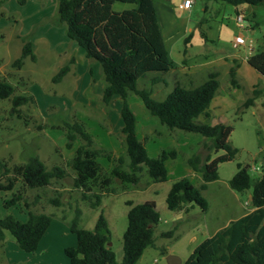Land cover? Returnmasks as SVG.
I'll return each instance as SVG.
<instances>
[{
    "label": "trees",
    "instance_id": "obj_1",
    "mask_svg": "<svg viewBox=\"0 0 264 264\" xmlns=\"http://www.w3.org/2000/svg\"><path fill=\"white\" fill-rule=\"evenodd\" d=\"M8 0H0V6ZM233 6L238 13L242 6H264V0H210ZM24 5L26 0H16ZM56 13L50 21L61 27L71 43L84 52L90 62H97L104 83L102 102L108 106L114 97L121 101L122 153L115 157L110 151L97 145L81 122H62L60 129L66 139V148L79 143L66 167L53 166L48 169L37 157L26 163L9 167L0 159V194L12 192L10 199L3 201L4 207L23 205L27 210V221L21 222L11 215L0 218V241H5L6 232L13 237L17 248L27 254L38 251L39 245L52 222V214L36 213L30 210L41 199L33 198L32 204L24 197V190L44 191L53 183L60 184L70 179L71 188L79 194L80 201L88 203L90 209L99 211L105 198L121 191L140 190V184L167 181L166 162L177 158L175 150L161 151L152 158L148 156L144 143L137 137L136 117L129 105V97L136 96L148 114L169 134L180 131L195 134L203 141L200 151L187 159V165L199 174L203 183L218 180L219 165L235 159L238 150L231 144L233 126L227 124L209 125L202 118L208 117L210 103L219 89L218 75L211 73L207 80L197 87L186 88L179 84L160 101L152 97L150 89H138L140 79L149 75L160 77L172 68L158 25L152 0H56ZM115 3L134 5L135 8L117 12ZM241 15L240 12L238 16ZM21 58L12 65L20 69L25 57L35 59L31 42L22 40ZM249 64L264 75V49L252 55ZM68 71L63 68L54 81H59ZM232 87L239 84L235 70L229 71ZM247 99L238 110L250 108L255 99ZM0 100L10 101L11 114H20L18 109L34 104L32 97L16 95L15 88L0 79ZM22 115H19V117ZM41 129V128H39ZM219 152H223L219 155ZM216 156V157H215ZM105 158L112 166L107 172L97 161ZM236 173L228 182L237 194L251 192L248 215L231 221L219 229L211 238L204 240L184 264H264V164L257 178L250 175V167L240 163ZM145 179V181H144ZM20 188L13 192L16 185ZM188 178L177 180L169 189L165 204L168 211H187L196 205L202 212L207 210V201L201 190ZM118 189L120 191H118ZM118 191V192H117ZM59 194L48 199V204L60 208ZM127 227L123 234V257L117 262L111 250V232L102 212L94 228L80 227L81 210L75 208V217L70 231L75 235L76 246L64 249L69 264H137L145 249L153 246L160 214L154 201L134 204L127 201ZM161 237H171L163 232Z\"/></svg>",
    "mask_w": 264,
    "mask_h": 264
},
{
    "label": "rangeland",
    "instance_id": "obj_2",
    "mask_svg": "<svg viewBox=\"0 0 264 264\" xmlns=\"http://www.w3.org/2000/svg\"><path fill=\"white\" fill-rule=\"evenodd\" d=\"M29 1L32 2L33 7L30 5L25 9L23 15L26 18L22 20L21 24L15 25L11 18L13 16L0 14V79L7 80L15 88L16 95H24L34 99V104L24 105L18 109V112L20 111L19 115H22L20 117L18 114H11L10 101L0 100V159L6 161L8 166L12 167L26 163L30 158L37 156L48 169L53 166L66 167L73 156L75 150L73 147L77 145V142L73 144V149L66 148V139L60 129L64 122H81L94 140L97 139L95 143L100 147H105V149L108 146V140L103 136V133L107 134L108 127L101 123L99 125L93 121H88L82 117L83 115H80L82 114L80 112V114H76L79 107L72 104L69 98L72 82L71 73L59 83H53L52 81L60 70L55 71L54 69L62 64L63 56L68 51L66 43L68 39L63 33V28L62 30L61 27H58L60 29L58 31L55 29L53 32L50 31V26H42L55 16L56 0H41V4L36 3V0ZM40 5V9L35 10ZM126 5L115 3L113 10L120 12L122 7ZM15 14L18 15V13H10V15ZM50 24L52 25L51 22ZM260 29L264 32V22H261ZM29 30L33 31L32 35L38 33L37 36H33V40L31 39L32 36H27L37 49V54L36 50H33L36 59L32 60L30 57H25L22 60L21 68H14L12 64L21 58L23 47L19 36ZM44 35L47 36V39H40ZM39 39L41 41L37 42ZM77 63V66L83 67L80 62ZM240 112L239 110L238 113ZM133 113L138 121L141 118L156 121L145 109L142 112V110L133 108ZM96 116L97 114L94 113L92 118ZM238 122V126L230 137L233 147L238 150V153L233 161L219 165L218 183L211 185L208 192L203 193L204 197L207 195L209 197V213L207 216H204L205 213L203 214L198 206L191 205L187 207V211H182L174 222L172 214L166 208L165 199L170 184L175 177L169 182L151 187L149 186L152 183L145 186V183L142 182L140 190L130 188V190L108 196L104 199L99 211L92 210L88 203L81 202L79 194L70 187V179H66L60 184L53 183L44 191L24 190L23 193L29 204H32L36 195L41 196V199L30 207L31 211L53 215L49 231L47 230L48 239L45 240V243L49 244L44 246L46 251L44 259H41L42 251L35 256L20 251L13 237L6 232L5 241H0V264H42V262L48 264L46 260L51 258L56 260L57 256L53 253L55 244L60 245L62 242L67 243L71 239L75 240V235L70 231V224L75 217L76 207L81 210L80 227L86 230L94 228L96 219L102 212L111 232V250L115 253L117 262L120 263L123 257V234L127 227V201H132L134 204L154 201L160 214V222L156 226V232L172 233L171 237H161L160 234L155 233L153 246L145 249L137 264H166L165 258L168 255L177 256L184 264L196 247L209 237L213 227L217 226L218 229L224 227V225L227 226L230 217H236L241 206L247 210L250 208L247 191L243 194H237L240 205H232L225 193L218 189L226 186L228 181L235 175L237 163L243 166L247 165L251 169L252 166L260 168L262 162V153L259 152L256 142L252 139V131L255 130L253 119L251 116H244L243 114L242 121ZM156 131L166 133L165 136L170 135L165 126L159 125ZM171 136L174 140L171 142L167 139L168 143L166 145L168 149L171 147L169 150L175 149L176 143L185 142V147L181 148L179 156L175 159V164L178 165L175 168L180 170V165L187 168V159L190 158L187 155L191 153V146L202 138L195 134H184L180 131H175ZM142 142L151 151L152 143L146 140ZM158 142L156 141L157 144ZM119 147L123 149L122 145H119ZM200 149V152L204 154L205 151L201 147ZM222 154L223 152H219L217 156ZM183 168L182 171H185ZM260 173L261 169L256 172L250 171V175L254 178H257ZM169 179L171 178L169 177ZM19 188L20 184H17L13 192H16ZM155 190L158 191L157 194H154ZM118 191L120 190L118 189ZM56 193L60 195L59 198L62 202L60 208H54L48 204V199L54 197ZM12 194V192L0 194V218L11 215L21 222H26L28 218L27 210L22 204L9 208L4 207L3 201L10 199ZM215 194L221 198L216 199ZM56 237H59L57 239L70 238L55 242L54 238ZM50 262L52 264V261Z\"/></svg>",
    "mask_w": 264,
    "mask_h": 264
},
{
    "label": "crops",
    "instance_id": "obj_3",
    "mask_svg": "<svg viewBox=\"0 0 264 264\" xmlns=\"http://www.w3.org/2000/svg\"><path fill=\"white\" fill-rule=\"evenodd\" d=\"M26 1L27 2L24 6H20L15 0H8L0 6V14L13 16L11 17L12 22L15 25L21 24L22 20L26 18L23 15L25 13V9L30 5L33 7L32 2L30 3L29 0ZM36 1L38 4L42 3L41 0ZM152 1L163 38L164 47L170 61L173 63V68L167 74L160 77H157L156 75H149L146 78L140 79L137 83L138 89H150L152 97L162 101L172 91L175 85L179 84L186 88L197 87L207 80L209 74L216 73L218 75L219 89L210 103L208 117L202 118V121L207 122L211 126L217 124L232 125L233 131H235L239 123L238 121H242L243 114L244 116H251L255 127V130L252 131V139L256 142L259 152L262 153V161H264V75H261L257 70L251 67L248 62L252 55H254L257 51L264 49V32L260 29L261 22H264V6L239 7L238 11L241 14L240 16L243 17L245 25L244 28L241 29L237 22L239 12L237 13L233 6L221 2H214L210 0H192L189 7L185 9L182 8V4L185 0ZM40 7L41 5L35 10H39ZM133 8H135L134 5H126L122 7V11ZM10 13H18V15H10ZM42 26H50V31L53 32L55 29L57 31L60 29L51 25L50 21L44 23ZM29 33H31V35H29ZM63 33L65 35L64 31ZM32 34L33 31L31 32V30H29L22 35L20 34L19 38L21 41L24 39L30 40L27 36H32L31 39L33 40V36H37L38 33L36 32L34 35ZM237 36L244 38V45L234 46V40ZM40 39L45 40L47 39V36H41ZM40 39L37 42L41 41ZM45 42L49 43L48 41ZM66 43L68 51L63 56L62 64L54 70L58 71V69L62 70L63 68H68L67 73L59 81L71 73L72 82L70 84L71 90L69 94L71 97L69 96V98L71 99L72 104L79 107V111H77L76 114L80 112L82 114H79L81 116L83 115L82 117L86 118L88 121H93L99 125L101 123L102 125L108 127L107 134L103 133V136H105L108 140L106 150L110 151L115 157H117L122 153V149L119 145H121L123 138L121 134V117L119 121L121 110L120 98L114 97L108 106L103 104L102 94L104 90V83L99 64L97 62H90L87 60L81 48H79L76 44L71 43L69 39ZM31 47L32 50H36L35 52L37 54L35 45H32L31 43ZM33 54L35 56L34 52ZM77 62H80L83 67L80 65L77 66ZM231 69L235 70L239 84L238 88L230 85L229 71ZM52 81L53 83H59V81H54V79ZM255 92L256 95L253 105L250 108L238 113V109L241 108L242 104L247 99L253 98ZM80 102L82 103L81 106ZM129 105L132 111L133 108L142 110V112L144 110V106L136 96L132 95L129 97ZM115 111H117L119 115L117 112L114 114ZM93 112L97 114L94 118H92L94 115ZM136 121L138 139L141 142L146 140L152 143V153H150L151 151L147 145H144L148 156L155 158L161 153V151H170L169 149L171 147L168 149L166 146L168 143L167 139L172 142L174 139L171 135L173 134H170L169 137L165 136L166 133H163L162 131L157 132L156 129L159 126L157 121L147 120L144 118H141L140 121ZM97 138L99 139L98 135ZM95 140L97 139L95 138ZM156 141H159L158 144ZM202 141L203 139L198 140L195 145L193 144L191 146V153L187 155L188 157H191L193 154L201 150L200 147ZM78 144L79 143L74 145L73 148L76 149ZM183 147H185V142H182L181 144L176 143V148L172 150H175L179 154L181 148ZM102 148L105 149V147ZM174 160L166 162L167 181L169 182L175 177L170 184L172 185L174 182L182 178H188L189 180L192 178L190 181L197 188H201L204 184L205 188L201 190V195L208 204L207 210L203 212V214L205 213L204 216H207L209 213V197H207L208 195L205 196L207 198L206 199L203 196V193L208 192L211 185L218 183L219 177L218 180L214 182L203 183L200 175L195 173L189 167L183 168L182 165H180L185 171H182L181 167L180 170L175 168V166L178 165L175 164L176 160ZM97 161L101 164L105 172H108L112 168L111 164L105 158H98ZM252 168L256 170L260 169L256 166H252ZM171 174L175 176H172ZM169 177L171 179H169ZM158 184L160 183H152L149 187ZM218 189H221L220 191L225 193L232 205H240L237 193L230 189L229 184ZM157 192L158 191L155 190L154 194H157ZM247 193L248 205H250L251 192L248 191ZM215 196L216 199L221 198L216 194ZM252 211L253 209L251 207L247 210L241 206L238 215L236 217H230L227 225L229 222L244 217ZM169 212L172 214L174 222L177 220L179 215H181L180 213H182L172 211ZM209 228H211V226H209ZM222 228L217 229V226L213 227L208 238H211L219 229ZM48 231L45 233L39 245L38 251L34 254L28 255H39L42 251L41 259H44V254H46L44 246L49 244L45 243V240L48 239ZM156 233L161 234L163 232L157 231ZM57 238L59 237L54 238L55 242L58 240H65L70 237L65 239ZM75 246L76 239H71L67 243L62 242L60 245L55 244L53 253L57 256V258H55L56 260H54V258L53 260L52 258L50 260H46L48 261L47 263L51 264L50 261H52V264H69V261L64 255V249Z\"/></svg>",
    "mask_w": 264,
    "mask_h": 264
},
{
    "label": "built area",
    "instance_id": "obj_4",
    "mask_svg": "<svg viewBox=\"0 0 264 264\" xmlns=\"http://www.w3.org/2000/svg\"><path fill=\"white\" fill-rule=\"evenodd\" d=\"M192 2V0H185L184 2H183V4H182V8H185V9H187L188 7H189V5H190V3ZM237 22H238V24H239V27L241 28V29H243L244 28V19H243V17L242 16H237ZM234 46H238V45H244L245 44V41H244V38L243 37H241V36H237L236 38H235V40H234ZM252 172H256L257 170L256 169H254V168H252V170H251Z\"/></svg>",
    "mask_w": 264,
    "mask_h": 264
},
{
    "label": "water",
    "instance_id": "obj_5",
    "mask_svg": "<svg viewBox=\"0 0 264 264\" xmlns=\"http://www.w3.org/2000/svg\"><path fill=\"white\" fill-rule=\"evenodd\" d=\"M264 164V161H262ZM166 264H182L181 260L177 256L168 255L165 258Z\"/></svg>",
    "mask_w": 264,
    "mask_h": 264
}]
</instances>
